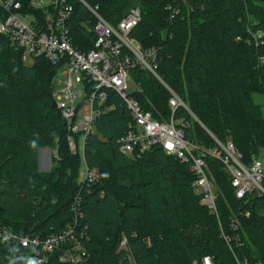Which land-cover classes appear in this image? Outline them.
Instances as JSON below:
<instances>
[{"label":"trees","instance_id":"trees-1","mask_svg":"<svg viewBox=\"0 0 264 264\" xmlns=\"http://www.w3.org/2000/svg\"><path fill=\"white\" fill-rule=\"evenodd\" d=\"M112 26L134 8L141 21L130 37L157 51L155 78L130 71L129 96L157 121L184 120L187 139L203 150L231 142L249 167L264 151V0H84ZM176 12V13H175ZM95 20L74 2L69 28L82 52L94 49ZM261 34V35H260ZM260 35V36H259ZM57 69L44 58L27 65L0 36V225L42 239L73 224L79 200L82 264H264V197L236 196L232 178L207 157L217 213L201 205L188 167L162 148L140 158L120 151L132 123L124 101L107 90L114 110L97 119L84 145L99 180L79 186L82 159L71 154L67 128L53 99ZM177 96L187 107L173 114ZM197 119V120H196ZM52 167L41 171V152ZM233 223H237L234 231ZM223 234L231 240L229 243ZM126 238L127 250L120 249ZM59 254L47 264H62ZM0 264H37L30 250L0 238Z\"/></svg>","mask_w":264,"mask_h":264},{"label":"built area","instance_id":"built-area-1","mask_svg":"<svg viewBox=\"0 0 264 264\" xmlns=\"http://www.w3.org/2000/svg\"><path fill=\"white\" fill-rule=\"evenodd\" d=\"M74 2H80L95 20L92 31L96 41L94 49L88 52L80 51L71 37L69 23ZM140 21L139 8L131 9L117 26H112L99 15L98 7L89 6L84 0H0V36L8 38L27 65L36 58H44L57 72L64 70L62 88L54 89L53 99L66 124L69 150L73 155L80 154L82 159L81 186H90L99 180L97 170L85 162L84 145L96 120L114 110V105H107L106 91L112 90L124 101L132 117L128 131L118 141L121 152L140 158L160 147L176 157L197 178L194 188L202 196L201 205L215 214L216 194L208 173L207 157L224 166L239 200L253 192L264 197V164L261 159L254 158L249 167L244 166L242 156L231 142L223 145L217 141V148L203 150L186 138L184 128H188V124L184 120L175 121L172 116L168 123L157 121L129 96L128 80L135 67L147 70L161 81L155 72L157 51H144L130 37ZM80 96H84V100L79 101ZM170 106L173 114L179 107L187 109L175 95ZM79 206V200L75 199L70 208L73 224L60 233L42 239L0 225V238L30 250L35 254L37 264H47L56 253H60L59 262L62 264H82L87 251L80 239L88 237L79 224ZM233 228L237 230V223H233ZM223 238L227 243L231 241L224 234ZM127 248V240L123 238L120 249ZM201 264L214 262L210 257H204Z\"/></svg>","mask_w":264,"mask_h":264},{"label":"rangeland","instance_id":"rangeland-1","mask_svg":"<svg viewBox=\"0 0 264 264\" xmlns=\"http://www.w3.org/2000/svg\"><path fill=\"white\" fill-rule=\"evenodd\" d=\"M64 70H59L55 76H54V82H53V88L55 90H58L60 88H62V81H63V74ZM135 84L134 82H132L131 79L128 80V93L132 94L135 91ZM254 101L257 105H260L262 108V112H263V116H264V99L260 96V95H254L253 96ZM79 101L84 100V96H80ZM197 120V119H196ZM80 139H82V137L80 136ZM50 150L48 151V149H45L44 151L41 152V156H42V165H41V170L42 171H46V169L48 168L49 164H50ZM260 159L262 160V162H264V151L262 152ZM52 167V165L50 166ZM84 173V170L81 168L80 169V177H79V181H78V185L80 186L82 184V175Z\"/></svg>","mask_w":264,"mask_h":264},{"label":"crops","instance_id":"crops-1","mask_svg":"<svg viewBox=\"0 0 264 264\" xmlns=\"http://www.w3.org/2000/svg\"><path fill=\"white\" fill-rule=\"evenodd\" d=\"M49 151V150H48ZM49 158H50V164H49V166H48V168L46 169V171H44V172H48L50 169H51V165H52V163H51V152H50V155H49ZM42 156H41V165H42ZM263 164H264V162H263ZM41 165H40V167H41ZM42 171V170H41Z\"/></svg>","mask_w":264,"mask_h":264}]
</instances>
